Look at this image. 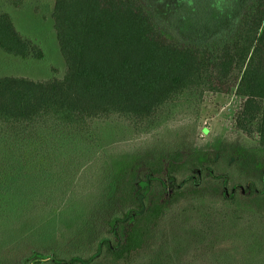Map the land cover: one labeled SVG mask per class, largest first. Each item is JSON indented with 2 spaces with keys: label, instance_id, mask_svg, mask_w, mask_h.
I'll return each instance as SVG.
<instances>
[{
  "label": "rangeland",
  "instance_id": "rangeland-1",
  "mask_svg": "<svg viewBox=\"0 0 264 264\" xmlns=\"http://www.w3.org/2000/svg\"><path fill=\"white\" fill-rule=\"evenodd\" d=\"M24 1L14 8L0 0V11L40 47L42 57L0 51V77L60 79L65 66L53 29V0ZM137 1L156 28L180 44L220 27L241 0ZM231 101L232 94L181 95L151 129L139 131L112 119L94 122L83 134L41 128L38 135L14 139L0 127V264L90 254L94 237L109 232L112 184L153 152H184L210 172L197 195L168 207L157 238L139 257L148 264H224L220 256L226 253L228 264H264V217L249 211L246 198L224 197L233 185L261 189L264 178V148L224 127ZM211 175L224 177L226 191L214 190L206 179Z\"/></svg>",
  "mask_w": 264,
  "mask_h": 264
},
{
  "label": "trees",
  "instance_id": "trees-1",
  "mask_svg": "<svg viewBox=\"0 0 264 264\" xmlns=\"http://www.w3.org/2000/svg\"><path fill=\"white\" fill-rule=\"evenodd\" d=\"M2 2L19 8L26 1ZM51 16L63 76L0 77L5 135L27 139L41 128L83 134L94 122L112 119L136 131L151 129L174 98L214 92L232 94L224 127L264 148V0H241L220 27L180 44L155 27L137 0H53ZM0 51L22 59L42 57L40 47L3 11ZM208 171L184 152L136 159L125 178L111 186L113 202H105L113 212L109 232L94 237L90 254L33 257L28 264H148L139 255L157 238L168 207L197 195ZM222 177H206L217 193L226 191ZM236 195L264 217V178L261 189L249 183L224 192L228 199ZM225 255L220 257L228 264Z\"/></svg>",
  "mask_w": 264,
  "mask_h": 264
}]
</instances>
